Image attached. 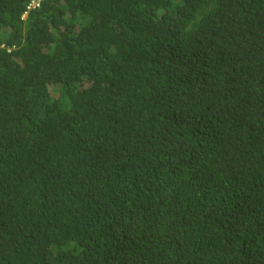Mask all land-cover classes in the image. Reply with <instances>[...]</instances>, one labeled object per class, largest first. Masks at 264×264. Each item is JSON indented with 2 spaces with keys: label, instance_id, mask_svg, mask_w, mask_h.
<instances>
[{
  "label": "trees",
  "instance_id": "16d2710c",
  "mask_svg": "<svg viewBox=\"0 0 264 264\" xmlns=\"http://www.w3.org/2000/svg\"><path fill=\"white\" fill-rule=\"evenodd\" d=\"M31 1L0 0V264H264V0Z\"/></svg>",
  "mask_w": 264,
  "mask_h": 264
},
{
  "label": "built area",
  "instance_id": "2783aa9c",
  "mask_svg": "<svg viewBox=\"0 0 264 264\" xmlns=\"http://www.w3.org/2000/svg\"><path fill=\"white\" fill-rule=\"evenodd\" d=\"M41 1H42V0H32V1L29 3V5L27 6V11H28V10H31V9H33V8L39 7V4H40ZM25 14H26V12L24 13L23 18H25Z\"/></svg>",
  "mask_w": 264,
  "mask_h": 264
}]
</instances>
